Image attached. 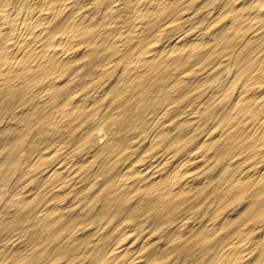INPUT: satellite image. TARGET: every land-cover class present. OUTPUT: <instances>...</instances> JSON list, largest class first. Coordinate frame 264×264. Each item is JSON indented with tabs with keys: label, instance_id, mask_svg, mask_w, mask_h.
Returning <instances> with one entry per match:
<instances>
[{
	"label": "rangeland",
	"instance_id": "374dc122",
	"mask_svg": "<svg viewBox=\"0 0 264 264\" xmlns=\"http://www.w3.org/2000/svg\"><path fill=\"white\" fill-rule=\"evenodd\" d=\"M171 1L164 11L142 15L132 31L129 0H74L67 14L79 10L101 24L73 48V63L60 72L56 86L42 81L24 86L17 79L2 87L0 82V264H212L233 242L247 247L235 264H264L259 260L264 218L252 216L264 199V179L258 175L264 147L249 141L256 122L251 111L260 103L254 104L258 89H264V73L257 68L264 60V18L255 17L254 9L264 0ZM126 30L115 45L114 37ZM177 40L167 59L130 68L139 50L156 43L164 55ZM105 45L112 47L104 50ZM73 94L87 98L86 108L52 118L54 108ZM186 160V174L170 182L169 175ZM131 164L144 165V172H133ZM66 165L63 181L51 175ZM117 244L123 247L116 258L108 256Z\"/></svg>",
	"mask_w": 264,
	"mask_h": 264
},
{
	"label": "bare ground",
	"instance_id": "6f19581e",
	"mask_svg": "<svg viewBox=\"0 0 264 264\" xmlns=\"http://www.w3.org/2000/svg\"><path fill=\"white\" fill-rule=\"evenodd\" d=\"M74 0H0V34H1V40H2V46L0 47V82L3 84L2 87H4V84H8L9 82H13L14 80L21 79V84L25 86L26 82H34L36 84L40 83L41 81L44 83V86L46 87H54L56 83V78L59 76L60 72H62L63 68L70 66L73 63L74 60V50L73 48L77 46L81 39H84L88 36L95 35L96 31L95 29L101 24L99 21L94 20L92 17L84 14L83 12H75L72 14H67L66 11H68L69 6L73 3ZM115 1V0H113ZM130 8L132 11V17L131 19H134L133 23V30L135 31L136 28H139L141 25V19L142 15L148 16L150 13H156L157 11H162L165 8L171 7L175 1L171 0H129ZM118 2V1H117ZM121 2V0H120ZM243 2V1H242ZM244 1L243 3H245ZM251 2V1H250ZM182 3V2H181ZM180 3V4H181ZM88 4V3H87ZM226 4V3H225ZM238 4V3H237ZM241 4V3H240ZM255 4V3H254ZM118 5V4H117ZM116 5L112 6L114 10L119 9V7ZM121 6V5H119ZM239 6V5H238ZM175 7V6H174ZM251 7V6H250ZM176 8V7H175ZM98 9V8H96ZM100 9V8H99ZM232 9V8H231ZM255 9V14L257 18H264V6H258ZM111 10V11H114ZM121 10V8H120ZM164 11V10H163ZM225 11V9H224ZM222 11V12H224ZM110 12V11H109ZM130 12V11H129ZM144 12V13H143ZM115 13V12H114ZM143 13V14H142ZM254 13V12H253ZM112 14V13H111ZM159 14V13H158ZM224 14V13H223ZM249 14V13H248ZM105 15V14H104ZM122 15V14H121ZM152 15V14H151ZM218 15V13H217ZM242 15V14H241ZM125 16V15H124ZM232 16V15H231ZM108 17V16H107ZM111 17V16H110ZM179 17V16H178ZM242 17V16H241ZM95 18V17H94ZM120 18V17H119ZM122 18V17H121ZM125 18V17H124ZM149 18V17H148ZM151 18V16H150ZM172 19V18H171ZM180 19V17H179ZM125 20V19H124ZM127 20V19H126ZM129 20V19H128ZM152 20V19H151ZM176 20V19H175ZM178 20V19H177ZM209 20V19H208ZM108 21V20H107ZM110 21V20H109ZM131 21V20H130ZM150 21V20H149ZM205 21V20H204ZM116 22V23H115ZM113 23L114 26H116L119 21H115ZM121 22V21H120ZM126 22V21H124ZM169 22V21H168ZM111 23V22H110ZM122 23V22H121ZM145 23V22H144ZM147 23V22H146ZM211 23V22H210ZM150 24V23H149ZM216 24V23H215ZM111 25V24H110ZM119 25V24H118ZM139 25V26H138ZM166 25V24H165ZM104 26V24H103ZM130 26V25H129ZM245 26V24H244ZM151 27V26H150ZM108 29V28H107ZM114 29V28H113ZM120 29V28H119ZM144 29V28H143ZM151 29V28H150ZM260 29V27H259ZM122 30V29H121ZM167 30V29H166ZM228 30V28H227ZM105 31V29H104ZM138 31V30H137ZM141 31V30H140ZM165 31V30H164ZM97 32V31H96ZM109 32V30H108ZM107 32V33H108ZM112 32V31H111ZM110 32V33H111ZM130 30L126 31H120L117 33V35L114 37V44H118L121 41L122 34L129 33ZM189 32V31H188ZM116 33V32H115ZM142 33V32H141ZM155 33V32H154ZM153 33V34H154ZM113 34V33H112ZM111 34V35H112ZM197 34V33H195ZM229 34V33H228ZM227 34V35H228ZM253 34V33H252ZM104 35V34H103ZM203 35V34H202ZM231 35V34H230ZM132 36V35H131ZM151 36V35H150ZM198 36V35H197ZM239 36V35H238ZM254 36V35H253ZM100 37V36H99ZM111 37V36H110ZM109 37V38H110ZM196 37V36H195ZM229 37V36H228ZM89 38V37H88ZM192 38V37H191ZM212 38V37H211ZM223 38V36H222ZM253 38V37H252ZM255 38V37H254ZM104 39V38H103ZM123 39V38H122ZM125 39V38H124ZM138 39V38H137ZM149 39V38H148ZM159 39V38H158ZM178 39V38H177ZM198 39V38H197ZM202 39V37L200 38ZM208 39V38H207ZM224 39V38H223ZM249 39V38H248ZM90 40V39H89ZM98 40V38H97ZM102 39H100L101 41ZM188 40V39H187ZM211 40V39H210ZM86 41V40H85ZM104 41V40H103ZM102 41V42H103ZM108 41V40H106ZM112 41V40H111ZM182 41V40H181ZM189 41V40H188ZM195 41H197L195 39ZM225 41V40H224ZM92 42V41H91ZM96 42V41H95ZM160 42V41H158ZM185 42V41H184ZM83 43V42H82ZM90 43V42H89ZM100 43V42H99ZM108 43V42H107ZM163 43V42H162ZM161 43V44H162ZM180 43V40L175 41L173 45L167 49L166 53L164 55H161L158 51L159 47L156 46V43H153L151 45L146 46L144 49L139 50L137 53L134 54L132 59L130 60V68L133 70H138L142 67H144L146 64H149L150 62H153L155 60H162L163 58L169 56L172 52H174L178 47ZM197 43V42H196ZM203 42H201L202 44ZM211 43V42H210ZM229 43V42H228ZM94 44V42H93ZM104 44V43H103ZM129 44V43H128ZM168 44V43H166ZM184 44V43H183ZM204 44V43H203ZM206 44H209L206 43ZM244 44V43H243ZM126 45V44H125ZM170 45V44H169ZM242 45V44H241ZM121 46V44H120ZM166 46V45H164ZM111 45H105L104 50H107V48H111ZM127 47V46H126ZM158 47V49H157ZM216 47V46H215ZM123 48V46L121 47ZM139 48V47H138ZM164 48V47H163ZM97 49V48H96ZM101 49V48H100ZM239 49V48H238ZM103 49L99 50L102 51ZM112 50V49H111ZM123 50V49H122ZM160 50V49H159ZM163 50V49H161ZM263 50V49H262ZM83 51V50H82ZM88 51V50H87ZM120 51V50H119ZM164 51V50H163ZM236 51V50H235ZM264 51V50H263ZM107 52V51H106ZM110 52V50H108ZM107 52V53H108ZM121 52V51H120ZM99 53V52H98ZM105 53V54H107ZM78 54V52H77ZM80 54V53H79ZM78 54V55H79ZM93 54V53H92ZM208 54V53H207ZM94 55V54H93ZM76 56V54H75ZM100 55V59H101ZM118 56V55H117ZM162 56V57H161ZM95 57V55H94ZM108 57V56H107ZM104 57V58H107ZM116 57V56H115ZM172 57V56H171ZM102 57V59H104ZM174 58V57H173ZM261 58V57H260ZM94 60V58H92ZM111 59V58H109ZM109 59L107 61H109ZM239 59V58H238ZM99 60V59H98ZM183 60V59H182ZM166 61V60H165ZM218 61V60H217ZM100 62V61H99ZM162 63V61H160ZM223 62V61H222ZM102 63V61H101ZM110 63V62H109ZM129 67V66H128ZM191 67V66H190ZM257 68L261 73H264V60L260 61L257 65ZM256 68V69H257ZM96 71V70H95ZM183 71V70H182ZM257 71V70H256ZM255 72V71H254ZM96 73V72H95ZM260 73V74H261ZM138 74V73H137ZM239 74V73H238ZM253 74V73H252ZM259 74V75H260ZM259 75H255V77H259ZM130 76V75H129ZM195 76V75H194ZM202 76V75H201ZM261 76V75H260ZM62 77V76H61ZM153 77V75H152ZM184 78V77H183ZM182 78V79H183ZM202 78V77H201ZM210 78V77H206ZM65 79V78H63ZM92 78H90L91 80ZM135 79V78H134ZM181 79V78H180ZM187 79V78H186ZM204 79V78H203ZM212 79V78H211ZM249 80V77L247 78ZM262 79V78H261ZM178 80V79H177ZM121 81V80H120ZM187 81V80H186ZM189 81V80H188ZM231 81V80H230ZM229 81V82H230ZM200 82V81H199ZM58 83V82H57ZM122 83V82H121ZM155 83V82H154ZM63 84V83H61ZM123 84V83H122ZM170 82L168 85L170 86ZM86 85V84H85ZM89 85V83H88ZM129 85V84H128ZM159 85V84H158ZM239 85V84H238ZM241 85V84H240ZM17 86V85H16ZM15 86V87H16ZM30 86V85H29ZM56 86V85H55ZM108 86V85H107ZM244 86V85H243ZM10 88V87H9ZM30 88V87H28ZM27 88V89H28ZM110 88V87H109ZM113 88V87H112ZM166 88V87H165ZM261 88V87H260ZM37 89V88H36ZM108 89V88H107ZM177 89V88H175ZM254 89V88H253ZM111 90V89H110ZM108 89V91H110ZM115 90V89H114ZM126 90V89H125ZM124 90V91H125ZM238 90V89H237ZM35 91V90H34ZM31 91V92H34ZM37 91V90H36ZM35 91V92H36ZM102 91V90H101ZM106 91V92H108ZM179 91V90H178ZM242 91V90H241ZM258 94L256 95L257 98L255 99L254 104L259 103L257 102L260 100V103L256 105L255 110L251 111V115H255L256 122H255V128H254V135L250 137V142L253 143V146L261 149L264 147V89L262 90L258 89ZM20 93V92H19ZM136 93V91H135ZM144 93V92H143ZM246 93V91H245ZM96 94V93H95ZM94 94V96H95ZM162 94V92L160 93ZM159 94V95H160ZM217 94V93H216ZM238 94V92H237ZM247 94V93H246ZM35 95V93H34ZM175 95V94H174ZM243 95V94H242ZM251 95V94H250ZM19 96V95H18ZM114 96V95H113ZM145 96V95H143ZM154 96V95H153ZM161 96V95H160ZM217 96V95H216ZM82 97V96H81ZM80 97V98H81ZM93 97V96H92ZM97 97V96H96ZM159 97V96H158ZM248 97V96H246ZM76 94L70 95L69 97H66V100L57 105L53 112H52V118L54 117L56 120H61L64 118L69 117L70 115L74 114L76 111L82 109L85 106V100L87 99H80ZM142 98V97H141ZM96 99V98H95ZM246 99V98H245ZM150 100V99H149ZM221 100V99H220ZM125 101V100H124ZM151 101V100H150ZM39 102V101H38ZM96 103V102H95ZM123 103V102H122ZM172 103V102H171ZM199 103V102H198ZM16 104V102H15ZM92 104V103H91ZM133 102L131 103V105ZM149 104V102L147 103ZM161 104V103H160ZM184 105V104H183ZM199 105V104H198ZM231 105V104H230ZM148 106V105H147ZM159 106V104H158ZM232 106V105H231ZM14 107V106H13ZM88 107V106H87ZM144 107V106H143ZM182 107V106H181ZM188 107V105H187ZM186 107V108H187ZM229 107V106H228ZM86 108V106H85ZM100 108V107H99ZM115 108V107H114ZM113 108V109H114ZM180 108V107H179ZM183 108V107H182ZM197 108V107H196ZM53 109V108H52ZM166 111L168 110L165 108ZM243 109V108H242ZM151 110V108H150ZM185 110V109H184ZM252 110V109H251ZM112 111V110H111ZM180 111V110H179ZM162 112V111H161ZM165 112V111H164ZM227 112V111H226ZM112 113V112H111ZM109 113V114H111ZM183 113V112H182ZM234 114V113H232ZM163 115V114H162ZM235 115V114H234ZM135 117V116H134ZM162 117V116H161ZM225 117V116H224ZM158 118V116H157ZM241 118V117H240ZM125 119V118H124ZM195 119V118H194ZM35 120V119H34ZM158 120V119H157ZM160 120V119H159ZM183 120H181L182 122ZM184 122H186L184 120ZM24 123V122H23ZM21 123V124H23ZM111 123V122H110ZM154 123V122H153ZM80 124V123H79ZM97 125V124H96ZM179 125V124H178ZM197 125V124H196ZM217 125V124H215ZM59 127V126H58ZM88 127V126H87ZM86 127V128H87ZM40 128V127H39ZM38 128V129H39ZM160 129V128H159ZM164 129V128H163ZM166 129V127H165ZM169 129V128H168ZM172 129V127H171ZM37 130V129H36ZM48 130V129H47ZM51 131V130H50ZM166 131V130H165ZM173 132V131H171ZM37 133V132H36ZM52 133V132H51ZM102 133V132H101ZM142 133V131H141ZM156 133V132H155ZM160 133V132H159ZM55 134V133H54ZM71 134V133H70ZM158 133H156L157 136ZM36 135V134H35ZM41 135V133H40ZM44 135V134H43ZM154 135V134H153ZM160 135V134H159ZM220 135V134H219ZM244 135V134H243ZM52 136V135H51ZM151 136V135H150ZM49 137V136H48ZM211 137V135H210ZM219 137V136H218ZM246 137V136H245ZM36 138V137H35ZM46 138V137H45ZM149 139V138H148ZM153 139V136H152ZM155 139V138H154ZM211 139V138H210ZM33 140V139H32ZM39 140V139H38ZM205 141L207 138L204 139ZM214 140V139H213ZM243 140V139H242ZM151 141V140H150ZM241 139L239 140V142ZM40 142V141H38ZM44 142V141H43ZM52 142V141H51ZM208 142V141H207ZM152 143V142H151ZM234 143V142H233ZM139 144V143H138ZM200 144V143H199ZM248 144V143H247ZM36 145V144H35ZM72 145V144H71ZM129 145V144H128ZM137 145V144H136ZM149 145V144H148ZM198 146V145H197ZM239 146V145H238ZM28 147V146H27ZM149 147V146H148ZM114 148V147H113ZM127 148V147H126ZM197 148V147H196ZM42 149V148H41ZM53 149V148H52ZM132 149V147H131ZM146 149V148H145ZM244 149V148H243ZM29 150V148L26 149V151ZM34 150V149H33ZM38 150V149H37ZM120 150V149H118ZM36 151V150H35ZM39 151V150H38ZM57 151V150H56ZM123 151V150H122ZM172 152V150H170ZM224 151V150H223ZM222 151V152H223ZM33 152V151H32ZM37 152V151H36ZM42 152V151H41ZM221 152V153H222ZM226 152V151H224ZM230 152V151H229ZM240 152V151H239ZM244 152V150H243ZM258 152V151H257ZM120 153V152H119ZM245 153V152H244ZM249 153V152H247ZM256 153V152H255ZM30 154V153H29ZM220 154V153H219ZM224 154V153H222ZM238 154V153H237ZM235 154V155H237ZM246 154V153H245ZM251 154V153H250ZM45 155V154H44ZM48 155V152H47ZM140 155V154H139ZM212 155V154H211ZM234 155V156H235ZM261 157V154H259ZM40 156V155H39ZM85 156V155H84ZM185 156V155H184ZM189 156V155H188ZM191 156V155H190ZM189 156V157H190ZM226 156V155H225ZM242 156V155H241ZM34 157V156H33ZM42 157V155H41ZM46 157V155H45ZM188 157V159H189ZM192 157V156H191ZM190 157V158H191ZM194 157H198V155H195ZM203 157V156H202ZM233 157V156H230ZM246 157V156H245ZM251 157V156H250ZM249 157V158H250ZM259 157V156H258ZM36 158V157H35ZM85 158V157H84ZM217 158V157H216ZM215 158V159H216ZM229 158V157H228ZM244 158V157H242ZM262 158V157H261ZM27 159H29L27 157ZM32 159V158H31ZM141 159V158H140ZM166 159V158H165ZM184 159V158H183ZM194 159V158H193ZM238 159V157H237ZM36 160V159H34ZM83 160V158H82ZM150 160V158H149ZM169 160V159H168ZM192 160V159H191ZM221 160V159H220ZM231 160V158H230ZM236 161V159H234ZM255 160V159H254ZM260 160V158H259ZM27 161V160H26ZM190 160H186L183 163H179L178 170H176L171 176L169 175L170 182H173L177 179H181L186 172L188 171L186 163ZM204 161V160H203ZM223 161V160H222ZM241 161V160H240ZM34 162V161H33ZM85 162V161H84ZM88 162V161H87ZM153 162V161H152ZM179 162V161H178ZM232 162V161H231ZM239 162V161H238ZM253 162V161H252ZM256 162V161H255ZM254 162V163H255ZM262 162V161H261ZM37 163V162H36ZM73 163V162H72ZM82 163V162H81ZM150 163V162H149ZM157 163V162H156ZM201 164L203 162H200ZM199 163V165H201ZM225 163V162H223ZM248 163V162H247ZM250 163V162H249ZM263 163V162H262ZM71 164V163H70ZM74 164V163H73ZM76 164V162H75ZM79 164V163H78ZM122 163L119 165L121 166ZM162 164V162H161ZM226 164V163H225ZM233 164V163H232ZM235 164V163H234ZM31 165V163H30ZM62 165V164H61ZM118 165V166H119ZM130 165V164H129ZM132 165L133 172L139 174L140 170H143L144 165L138 164V165ZM154 165V164H153ZM223 165V164H222ZM228 165V162H227ZM251 165V164H250ZM256 165V164H255ZM58 166V165H57ZM60 166V164H59ZM149 166V165H148ZM173 166V165H172ZM225 166V165H224ZM231 166V165H230ZM247 166V165H246ZM25 167V166H24ZM31 167V166H30ZM190 167V166H189ZM196 167V165H195ZM239 167V166H238ZM250 167V166H249ZM228 168V167H227ZM234 168V167H233ZM232 168V169H233ZM120 169V168H119ZM195 169V168H194ZM259 169V168H258ZM23 170V169H22ZM68 167L62 166V167H56L54 171L52 172V176L55 178H58V180L63 181L64 178L68 176L65 175L67 172ZM129 170V169H128ZM224 170V167H223ZM242 170V169H241ZM255 170V169H254ZM51 171V170H50ZM49 171V172H50ZM78 171V170H77ZM256 171V170H255ZM258 171V170H257ZM69 172V171H68ZM113 172V171H112ZM124 172V171H123ZM121 172V174L123 173ZM126 172V171H125ZM130 172V171H128ZM127 172V173H128ZM144 172V170L142 171ZM141 172V173H142ZM250 172V171H249ZM22 173V172H21ZM51 173V172H50ZM48 173V174H50ZM70 173V172H69ZM157 173V172H155ZM171 173V172H170ZM231 173V170H230ZM242 173V172H241ZM240 173V174H241ZM255 173V172H254ZM47 174V176H48ZM73 174V173H72ZM125 174V173H124ZM153 174V173H152ZM70 175V174H69ZM119 175V174H118ZM251 175V173H250ZM257 175V174H256ZM260 176V179H264V169L263 171L258 174ZM1 176V175H0ZM21 176V175H20ZM19 176V177H20ZM103 176V175H102ZM160 176V175H159ZM239 176V175H238ZM22 177V176H21ZM104 177V176H103ZM149 177V175H148ZM147 177V178H148ZM230 177V175H229ZM240 177V176H239ZM256 177V176H255ZM52 178V177H51ZM119 178V177H118ZM237 178V177H236ZM235 178V179H236ZM160 179V178H159ZM206 179V178H205ZM245 179V177H244ZM55 180V179H54ZM128 180V179H127ZM168 180V179H167ZM227 180V179H226ZM239 180V179H238ZM243 180V178H242ZM51 181V180H50ZM53 181V180H52ZM56 181V180H55ZM152 181V180H151ZM157 181V180H156ZM240 181V180H239ZM66 182V181H65ZM116 182V181H115ZM150 182V181H149ZM24 183V182H23ZM50 183V182H48ZM67 183V182H66ZM112 183V181H111ZM130 183V182H129ZM148 183V182H147ZM151 183V182H150ZM185 183V181H184ZM199 183V182H198ZM243 183V182H242ZM156 184V183H155ZM153 184L152 186H154ZM163 184V183H162ZM170 184V183H169ZM189 184V183H188ZM192 184V183H191ZM195 184V183H194ZM193 184V186H194ZM215 184V183H214ZM227 184V183H226ZM224 186H228V185ZM76 185V184H75ZM107 185V184H106ZM141 185V183L139 184ZM138 185V186H139ZM159 185V184H158ZM171 185V184H170ZM186 185V184H184ZM142 186V185H141ZM223 186V187H224ZM145 187V186H143ZM149 187V186H148ZM151 187V186H150ZM214 187V186H213ZM137 188V187H136ZM152 188V187H151ZM182 188V187H181ZM187 189V187H185ZM212 188V186H211ZM210 188V189H211ZM256 188V187H255ZM27 189V188H26ZM101 189V188H100ZM138 189H140L138 187ZM155 189H157L155 187ZM160 189V188H159ZM219 189V188H217ZM242 189V188H241ZM261 189V188H259ZM12 190V189H11ZM39 190V189H38ZM171 190V189H170ZM192 190V189H191ZM190 190V191H191ZM236 189H234L235 191ZM239 190V189H238ZM36 191V190H35ZM125 191V190H124ZM160 191V190H159ZM165 191V190H164ZM175 191V190H174ZM181 191V190H180ZM224 191V189H223ZM231 191V195L236 194V192ZM237 191V190H236ZM240 191V190H239ZM243 191V189H242ZM12 192V191H11ZM18 192V191H17ZM47 192V191H46ZM106 192V191H105ZM104 192V194H105ZM126 192V191H125ZM183 192V190H182ZM234 192V193H233ZM254 192V190H253ZM15 193V192H14ZM21 193V191H20ZM26 193V192H24ZM23 193V195H24ZM53 193V192H52ZM228 193V192H227ZM255 193V192H254ZM264 192L262 191L260 195H262ZM32 194V193H31ZM37 194V193H36ZM58 194V193H57ZM119 194V193H118ZM117 194V196H118ZM144 194V193H143ZM142 194V195H143ZM160 194V193H159ZM178 194V193H176ZM239 194V193H238ZM237 194V195H238ZM249 194V193H248ZM247 194V195H248ZM34 195V194H33ZM122 195V194H121ZM141 195V196H142ZM222 195V194H221ZM232 195V196H233ZM246 195V196H247ZM30 196V195H29ZM54 196V195H53ZM106 196V195H105ZM108 196V191H107ZM132 196V195H131ZM145 196V195H144ZM157 196V195H155ZM169 196V195H168ZM171 196V195H170ZM177 196V195H176ZM191 196V195H190ZM225 196V194H224ZM245 196V195H244ZM243 196V197H244ZM250 196V194H249ZM248 196V197H249ZM120 197V196H119ZM219 197V196H218ZM260 197V196H259ZM29 198V197H28ZM121 198V197H120ZM138 198V197H137ZM142 198V197H141ZM230 198V197H229ZM235 198V197H234ZM258 198V197H257ZM26 199V198H25ZM149 199H151L149 197ZM169 199V198H168ZM246 199V198H245ZM24 200V199H23ZM105 200V199H104ZM108 200V199H107ZM159 200V199H158ZM180 200V198H179ZM226 200V199H225ZM244 200V198H243ZM259 200V199H258ZM27 201V199H26ZM115 201V200H113ZM143 201V200H142ZM154 201V200H153ZM152 201V202H153ZM175 201V200H174ZM245 201V200H244ZM260 201V200H259ZM20 202V201H19ZM107 202V201H106ZM149 202V201H148ZM161 203V201H159ZM114 203V202H113ZM135 203V202H134ZM167 203V202H166ZM169 203V202H168ZM178 203V202H177ZM201 203V202H200ZM16 204V203H15ZM75 204V203H74ZM147 203H145V206ZM174 204V203H173ZM216 204V203H215ZM214 204V206H215ZM248 204V203H247ZM246 204V205H247ZM17 205V204H16ZM22 205V204H21ZM57 205V204H56ZM60 206V204H58ZM66 205V204H65ZM157 204H154L156 206ZM137 206V205H136ZM150 206V205H148ZM222 206V205H221ZM54 207H56L54 205ZM141 207V206H140ZM160 207V206H159ZM34 208V207H33ZM32 208V209H33ZM46 208V207H45ZM45 208H43L45 210ZM58 208V206H57ZM150 208V207H149ZM171 208V207H170ZM169 208V209H170ZM48 209V208H47ZM12 210V209H11ZM43 210V211H44ZM134 210V209H133ZM158 210V209H157ZM213 210V209H212ZM170 211V210H169ZM182 211V210H181ZM215 211V210H214ZM1 212V211H0ZM156 212V211H155ZM165 212V211H164ZM213 211H211L212 213ZM6 213V211H5ZM11 213V212H10ZM126 212H124L125 215ZM161 213V212H160ZM166 213V212H165ZM169 213V212H168ZM255 214V216H253ZM65 215V214H64ZM155 215V214H153ZM159 215V214H158ZM165 215V214H164ZM214 215V214H212ZM63 216V215H62ZM152 216V215H151ZM180 216V214H179ZM230 216V215H229ZM253 218L260 217L264 218V199H261V202L256 207V212L252 214ZM163 217V216H162ZM1 218V217H0ZM11 218V217H10ZM122 218V217H121ZM161 218V217H160ZM179 218V217H178ZM177 218V219H178ZM246 218V217H245ZM186 219V218H185ZM250 219V218H249ZM248 219V220H249ZM7 220V219H6ZM106 218V222H107ZM158 220V219H156ZM248 220L246 222H248ZM219 221V220H218ZM43 222V221H42ZM226 222V221H225ZM41 223V222H40ZM53 223V222H52ZM205 223V222H204ZM231 223V222H230ZM228 223V224H230ZM252 223L254 225V222L252 220ZM173 224V223H172ZM207 224V223H206ZM218 224V223H217ZM221 224V223H220ZM224 224V223H223ZM264 224V223H263ZM213 225V224H211ZM210 225V226H211ZM262 225V224H261ZM124 226V225H123ZM178 226V225H177ZM205 226V225H204ZM222 226V225H221ZM247 226V225H245ZM206 227V226H205ZM256 227V226H255ZM114 228V227H113ZM233 228V227H232ZM247 228V227H246ZM245 228V230H246ZM252 228V227H251ZM128 229V228H127ZM217 229V228H216ZM238 229V228H237ZM126 230V229H125ZM131 230V229H130ZM243 230V229H242ZM243 230V231H245ZM254 229H251L253 231ZM256 230V229H255ZM184 231V230H183ZM236 231V230H235ZM234 231V232H235ZM250 231V232H251ZM182 232V231H181ZM180 232V233H181ZM189 232V231H188ZM127 233V232H126ZM236 233V232H235ZM87 234V233H86ZM179 234V233H178ZM196 234V233H195ZM215 234V233H214ZM250 234V233H249ZM186 235V234H185ZM208 235V234H207ZM224 235V234H223ZM157 236V235H156ZM169 236V235H168ZM182 236V234L180 235ZM222 236V235H221ZM69 237V235H68ZM122 237V236H121ZM79 238V237H77ZM117 238V236H116ZM120 238V237H119ZM133 238V237H132ZM131 238V239H132ZM240 238V237H239ZM247 238V237H246ZM153 239V238H152ZM221 239V237H220ZM219 239V240H220ZM229 239V238H228ZM15 241V240H14ZM87 241V239H86ZM132 241V240H131ZM236 241V240H235ZM243 241V240H242ZM220 242V241H219ZM121 243V242H120ZM124 243V242H123ZM128 243V242H127ZM131 243V242H130ZM129 243V244H130ZM135 243V242H134ZM145 243V242H144ZM151 243V242H150ZM38 244V243H37ZM36 244V245H37ZM57 244V243H56ZM143 244V242H142ZM239 242H233L230 243L229 246L225 248L224 251H220L216 253L213 258L212 264H235L239 262L243 257L246 256L247 250L243 246L239 245ZM252 244V243H251ZM254 244V243H253ZM24 245V244H23ZM58 245V244H57ZM135 245V244H134ZM133 245V246H134ZM137 245V244H136ZM141 245V244H139ZM144 245V244H143ZM147 245V243H146ZM204 245V244H203ZM218 245H220L218 243ZM248 245V243H247ZM125 246V245H124ZM127 246V245H126ZM189 246V245H188ZM246 246V245H245ZM4 247V246H3ZM9 247V246H8ZM123 247V244H117L114 248H110V252L107 253L108 256L114 258L115 254ZM141 247V246H140ZM167 247V246H166ZM218 247V246H217ZM249 247V246H248ZM259 247V246H258ZM14 248V247H13ZM26 248V247H25ZM34 248V247H33ZM54 248V247H53ZM129 248V247H127ZM134 248V247H133ZM199 248V247H196ZM255 248V246H254ZM9 249V248H8ZM18 249V248H17ZM20 249V248H19ZM44 249V248H43ZM42 249V250H43ZM130 250V249H129ZM133 250V249H132ZM211 250V249H210ZM30 251V250H29ZM54 251V250H53ZM51 250V253L53 252ZM96 251V250H95ZM104 251V250H103ZM107 251V250H106ZM128 251V250H127ZM135 251V250H134ZM137 251V250H136ZM217 250L214 251V253ZM11 252V251H10ZM17 252V251H16ZM146 252V251H145ZM190 253V251H188ZM196 252V251H195ZM212 255H213V251ZM15 253V252H14ZM28 253V252H27ZM37 253V252H36ZM39 253V252H38ZM126 253V251H125ZM189 253L187 255L189 256ZM193 252H191L192 254ZM2 254V253H1ZM0 254V256H1ZM11 254V253H10ZM21 254V253H20ZM95 254V252H94ZM106 254V255H107ZM146 255V253H144ZM143 254V255H144ZM6 255V254H5ZM51 255V254H50ZM157 255V254H156ZM155 255V256H156ZM162 255V254H161ZM193 255V254H192ZM190 255V256H192ZM210 255V258L212 257ZM3 256V255H2ZM1 256V257H2ZM37 256V254H36ZM183 256V255H182ZM186 256V255H184ZM20 257V256H19ZM18 257V258H19ZM92 257V256H91ZM121 257V256H120ZM144 257V256H142ZM259 260L264 262V247L262 249V253L259 256ZM48 258V257H47ZM116 258V256H115ZM135 256L133 257V259ZM35 259V257H34ZM34 259L32 261H34ZM136 259V258H135ZM140 259V256H139ZM152 259V258H151ZM188 259V258H187ZM97 260V259H96ZM107 260V259H106ZM155 260V259H154ZM183 260V259H182ZM186 260V259H185ZM116 261V260H115ZM143 261V260H142ZM253 261V259H252ZM14 262V261H13ZM129 262V261H128ZM144 262V261H143ZM142 262V263H143ZM208 262V261H207ZM25 263V261H24ZM41 263V262H40ZM206 263V262H205ZM32 264V262H31ZM64 264V263H63ZM98 264V262H97ZM139 264V263H138Z\"/></svg>",
	"mask_w": 264,
	"mask_h": 264
}]
</instances>
